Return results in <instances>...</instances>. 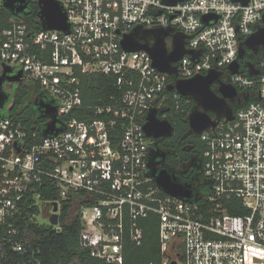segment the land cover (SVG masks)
Masks as SVG:
<instances>
[{
	"label": "built area",
	"instance_id": "built-area-1",
	"mask_svg": "<svg viewBox=\"0 0 264 264\" xmlns=\"http://www.w3.org/2000/svg\"><path fill=\"white\" fill-rule=\"evenodd\" d=\"M56 1L66 12L68 32L5 24L0 0V73L7 66L37 84L45 95L38 101L54 106L60 127L35 141L36 130L29 134L21 120L0 116V239L24 252L14 221L36 207V222L41 214L60 230L61 206L71 201L70 212L81 221L80 246L105 263L124 262L125 243L141 244L140 220L153 214L161 251L168 254L162 264H264V56L256 74L227 69L239 43L262 25L264 0ZM208 14L216 20L204 23ZM136 26L172 28L185 35V48L201 52L173 63L175 76L161 72L146 51L122 47L124 34ZM165 45L172 48V35ZM210 68L224 70V81L255 99L233 111V119L222 117L200 133L202 184L188 182L190 199L172 196L148 174L153 138L143 129L146 113L154 107L158 118L169 120L173 111L184 112L192 99L167 85ZM85 73L108 75L116 91L84 103ZM44 181L54 187V199L35 190ZM233 200L238 202L228 204ZM230 205L246 212L232 214Z\"/></svg>",
	"mask_w": 264,
	"mask_h": 264
},
{
	"label": "water",
	"instance_id": "water-1",
	"mask_svg": "<svg viewBox=\"0 0 264 264\" xmlns=\"http://www.w3.org/2000/svg\"><path fill=\"white\" fill-rule=\"evenodd\" d=\"M3 7L15 15L27 13V0H1ZM186 0H164L165 4L174 5ZM239 1V0H234ZM244 4L247 0H240ZM37 18L42 29H57L68 32L69 23L66 12L61 4L56 0H37ZM213 14L203 15L202 21L207 23L210 19L216 20ZM172 35V48L167 49L165 37ZM153 42H149V38ZM185 35L180 32L172 33V28L142 29L136 26L131 32L124 34L121 39L122 47L127 51L144 50L152 60V65L159 71L169 75H176V67L173 65L184 54H188L195 59V54L201 50L187 49L184 45ZM143 40V41H141ZM245 48L251 49L254 53L259 50L264 52V13L262 15V25L253 33L245 37L238 46L236 59L227 66L229 74L241 72L239 58L243 57ZM248 73L256 74L257 70L252 63L247 64ZM11 69L4 67L0 73V111L5 108L9 99V93L5 90L6 82H17L21 78V71L10 74ZM222 72L215 68H210L204 74H196L189 79H177L174 83L167 85V90L175 89L180 95L190 97L195 105L187 115L189 130L192 133L200 134L203 130L212 129L216 123L225 117L233 119V110L228 104V100H233L237 96V89L221 77ZM217 84V91L212 89V84ZM38 108L42 116L49 117L41 129V135L46 136L60 131L56 124L58 119L53 115L54 106L43 100L38 101ZM209 112L214 114L212 117ZM143 129L147 136L152 138L168 137L173 132V126L167 119H160L156 109L151 107L145 117ZM163 152L154 145L147 155L148 174L154 178L155 183L165 193L180 198L190 199L192 190L188 182L181 181L173 171L167 167L156 168L155 158L162 157ZM161 155V156H160ZM57 210L56 202H53V211ZM52 224L57 222V213H52L49 217ZM169 264H176L175 259Z\"/></svg>",
	"mask_w": 264,
	"mask_h": 264
},
{
	"label": "trees",
	"instance_id": "trees-1",
	"mask_svg": "<svg viewBox=\"0 0 264 264\" xmlns=\"http://www.w3.org/2000/svg\"><path fill=\"white\" fill-rule=\"evenodd\" d=\"M28 7L27 13L15 15L3 8V18L5 24L12 21L24 22L29 26L39 30V22L37 18L38 5L35 1L27 0ZM264 56V52H259L253 57H249L253 65H257L259 60ZM242 73L248 76L249 73L245 66H242ZM36 85L38 88L39 86ZM217 86L212 87L216 90ZM81 90L84 103L95 102L98 97H106L105 95L110 92H115L116 89L110 84V77L104 74H81ZM26 92V86L20 85L17 88L14 106L5 113L16 120H21L27 132L30 134L33 130L38 132L35 141L41 138V129L45 121L44 118L34 120L30 113H18V106L21 104L22 97ZM184 98H182L183 100ZM250 97L243 102L240 106L246 105L249 101L254 100ZM193 100L189 101L185 111H173L172 116L169 117L174 130L172 134L164 139L161 146L169 149L170 156L167 160L166 167L177 175V177L184 181V174L180 168V162L183 158L182 146L189 142L187 138L178 142L180 134L187 131L188 125L186 121L187 112L193 107ZM240 106L233 109L235 111ZM197 140L201 142L200 155H203L205 144L200 140V136H196ZM178 154V155H177ZM54 187L48 181L35 188L40 192L42 199H54ZM30 193L27 195L26 204L31 201ZM238 202L230 201L228 204ZM71 201L64 202L61 206L60 213V230H55L52 225L45 223H38L32 217V213L36 211V207L26 210L14 222L19 233L14 237L23 242L24 252H15L10 246L0 239V264H109L101 260L94 259L89 256L88 250L81 247L78 240V234L81 228V221L77 214L71 213ZM230 213L238 214L244 213L246 210L242 207L231 208ZM142 228L143 239L141 244L136 245L127 241L124 247V262L122 264H162V260L168 256L167 253H162L160 242L158 238V220L156 215H149L140 220ZM3 228V227H1Z\"/></svg>",
	"mask_w": 264,
	"mask_h": 264
},
{
	"label": "flooded vegetation",
	"instance_id": "flooded-vegetation-1",
	"mask_svg": "<svg viewBox=\"0 0 264 264\" xmlns=\"http://www.w3.org/2000/svg\"><path fill=\"white\" fill-rule=\"evenodd\" d=\"M257 53H254L249 48H245L243 57L239 58L240 69L242 70L241 67L245 66L246 70L248 71L247 64L251 63V60L249 57H253V55L254 54L256 55ZM253 66L255 68V65ZM221 72H222V75H221L222 79H225V77H227L228 74H226L224 70H222ZM10 74H13V73H10ZM20 85L26 86V92L24 96L22 97L21 104L18 106V113L19 114H22L23 112L30 113L31 117L34 118V120H40L41 118L46 119L44 116H42V112L38 108V104H37L39 96L45 97V95L40 94L41 90L36 85H33L32 83H29L27 81H24L22 78H20V80L17 82H6L4 84L5 90L9 93V99L5 105V108L0 111V116L5 115L7 111L13 108L17 88ZM211 86L214 87L217 85L216 83H213ZM215 91H217V88ZM247 99H248V96L244 95V93L241 90L237 89V96L233 100H228V104L233 110L237 106H240L241 104H243V102L246 101ZM194 105L195 103L193 104V106ZM209 114L212 117L214 116L212 112H209ZM186 121H187V117H186ZM187 125H188V122H187ZM173 130H174V127H173ZM197 135L200 136V134H195V133L190 132L189 126H188L187 131L184 130V132L180 134V138L178 142L180 143L182 140H185L187 138L190 139L189 142H186L182 146L183 156H180V158H183V160L180 162V168L182 170V174H184L183 176L184 181L189 182L192 185H195L198 187V185L202 184L203 180H202V174H201V170H202V156L200 155L201 142L197 140V137H196ZM165 138L166 137L153 138L152 145L148 147V152L152 149V146L154 145L155 147H157L159 150H161L164 153L162 157L155 158V163H156L155 165L157 169L161 167H166V165L168 164L167 160L169 159V156H170L169 149L161 146Z\"/></svg>",
	"mask_w": 264,
	"mask_h": 264
},
{
	"label": "rangeland",
	"instance_id": "rangeland-1",
	"mask_svg": "<svg viewBox=\"0 0 264 264\" xmlns=\"http://www.w3.org/2000/svg\"><path fill=\"white\" fill-rule=\"evenodd\" d=\"M36 219H37L40 223H45V224H47V222H48V220H47L44 216H42L41 214H37Z\"/></svg>",
	"mask_w": 264,
	"mask_h": 264
}]
</instances>
